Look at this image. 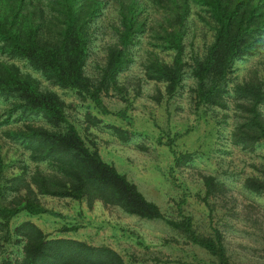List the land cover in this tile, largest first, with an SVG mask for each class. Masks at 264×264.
Listing matches in <instances>:
<instances>
[{
    "label": "trees",
    "instance_id": "obj_1",
    "mask_svg": "<svg viewBox=\"0 0 264 264\" xmlns=\"http://www.w3.org/2000/svg\"><path fill=\"white\" fill-rule=\"evenodd\" d=\"M192 5L201 9L198 16L210 24L212 37L204 52L192 53V62H188L184 40ZM109 6L117 16L109 20L111 33L103 53L97 55L95 72L89 73L87 64L101 33L99 23ZM145 41L141 65L147 80L164 82L165 93L171 96L189 68L195 79L191 87L195 105L224 108L235 62L264 49V0H0V54L24 58L52 84L86 93L96 103L133 62L132 46ZM161 51H171V59ZM231 92L238 116L231 141L253 149L264 140V72L251 69ZM10 97L15 98L11 110L19 116L41 115L50 125L64 128L26 124L6 131L7 138L29 151L32 161L47 162L53 168L27 174L21 167L4 179L1 225L8 227L11 217L21 210L32 214L44 211L41 195L85 200L89 207L100 201L147 219L164 217L134 182L86 143L67 121L65 103L55 91L41 88L35 77L0 59V99ZM92 122L96 124L98 119ZM112 127L121 140L129 138L128 131ZM175 161L180 164L183 159ZM5 166L0 152V178ZM257 170L243 185L261 193L264 163ZM203 183L206 196L226 197L225 184L213 175H204ZM258 216L264 218V212ZM190 221L186 217L167 222L214 256L216 260L210 264H230L219 231L214 235L197 233ZM13 231L23 242V257L3 259L0 264H125L120 253L108 245L50 237L30 220L22 221Z\"/></svg>",
    "mask_w": 264,
    "mask_h": 264
},
{
    "label": "rangeland",
    "instance_id": "obj_2",
    "mask_svg": "<svg viewBox=\"0 0 264 264\" xmlns=\"http://www.w3.org/2000/svg\"><path fill=\"white\" fill-rule=\"evenodd\" d=\"M201 12L192 5L187 19L184 55L188 62H192V53L202 54L211 41L212 28L199 18ZM115 16V9L107 7L87 64L89 73L96 70L97 55L103 53L111 33L109 20ZM146 46V41L132 46L133 62L119 74L114 86L100 94L98 103L86 93L52 84L24 58L0 54V59L39 80L41 88L55 91L65 103L67 121L75 125L86 143L134 182L164 215L147 219L100 201L89 207L85 200L41 195L44 211L32 214L21 210L11 217L8 227L0 224V261L23 257V242L13 229L30 220L50 237L108 245L120 253L125 264H210L216 260L214 256L167 222L190 217L197 233L214 235L219 231L230 264H264V218L258 216L264 212V192L256 193L243 185L264 163V140L253 149L231 141L238 120L231 91L251 69L264 72V49L235 62L228 79L226 107L222 108L195 105L191 92L195 79L189 68L171 96L165 93L164 82L147 80L141 65ZM161 53L171 59V51ZM14 102L12 97L0 99V152L6 161L0 195L5 193L4 179L9 174L23 167L27 174L53 168L47 162L32 161L29 151L7 138L6 131L26 124L64 128L50 125L41 115L19 116L11 110ZM93 118L98 119L96 124ZM112 126L128 131L129 138L121 140ZM175 158L183 161L178 164ZM204 175H213L225 184L224 199L206 196Z\"/></svg>",
    "mask_w": 264,
    "mask_h": 264
}]
</instances>
